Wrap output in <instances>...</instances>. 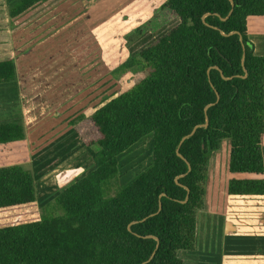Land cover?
I'll use <instances>...</instances> for the list:
<instances>
[{
	"label": "trees",
	"instance_id": "16d2710c",
	"mask_svg": "<svg viewBox=\"0 0 264 264\" xmlns=\"http://www.w3.org/2000/svg\"><path fill=\"white\" fill-rule=\"evenodd\" d=\"M46 1L12 0L7 12L18 17ZM232 1L227 16L230 0H162L159 10L176 22L122 62L140 66L139 79L78 123L70 120L77 132L80 124L87 130L94 167L62 188L44 214L32 170L0 166V264H140L153 251L143 264H182L177 252L195 248L209 158L223 139L226 193L264 194V55L254 53L247 33V18L264 16V0ZM145 30L134 28L128 43ZM16 79L14 61L0 59V83ZM216 92L208 125L178 147L205 121ZM147 134L151 164L118 187V156ZM25 137L21 119L0 121V143ZM184 159L191 169L177 183Z\"/></svg>",
	"mask_w": 264,
	"mask_h": 264
},
{
	"label": "rangeland",
	"instance_id": "374dc122",
	"mask_svg": "<svg viewBox=\"0 0 264 264\" xmlns=\"http://www.w3.org/2000/svg\"><path fill=\"white\" fill-rule=\"evenodd\" d=\"M11 1L0 0V56L3 52L14 54L9 59L15 67L18 64V70L22 68L38 80L31 78L29 91L33 92L21 94L18 102L20 114L16 117L24 124L28 122L30 135L21 146H16V157L3 158L0 154V164L18 161L32 170L37 201L44 214L47 204L62 188L94 167L84 145L89 139L87 130L80 124L77 132L70 122L78 123L81 117L139 79L140 66L122 68V62L172 26L176 18L159 10L162 0H48L47 5H35L42 12L27 13L26 25L17 26V17L11 18L7 12ZM47 6L49 9L43 11ZM56 6H62L63 11L53 9ZM139 25L146 30L128 43ZM44 80L52 83L48 93L59 92L58 95L38 94L45 87L41 84ZM15 81L0 83V104L14 98ZM76 84L83 87L74 89ZM11 100L17 104L16 99ZM51 107L55 109L49 112ZM151 139V134L145 135L118 156V187L125 186L151 164ZM228 146V140L223 139L217 150H226L223 155L213 156L211 178L206 181V189L208 182L213 189L208 195L211 209L207 203L206 210L196 212V251L179 250L177 255L182 263L192 253L194 258L199 257L197 264H204L200 257L217 256L221 248L223 254L225 245H235V235H223L220 224L222 215L238 210L233 201L229 202L236 197L226 193ZM204 199L208 202L207 196ZM238 243L247 249L252 242ZM238 257L225 256L224 264H238Z\"/></svg>",
	"mask_w": 264,
	"mask_h": 264
},
{
	"label": "crops",
	"instance_id": "0c3cea01",
	"mask_svg": "<svg viewBox=\"0 0 264 264\" xmlns=\"http://www.w3.org/2000/svg\"><path fill=\"white\" fill-rule=\"evenodd\" d=\"M48 2H46V5ZM47 9H49L48 6L43 8V11H46ZM53 9H55L56 11H63L62 6H56ZM41 10L42 8L35 6L25 11L24 13L20 14L16 18L17 26H21V25L24 26L25 22L27 21V20L25 21L24 16L28 15L27 13H30V14H32V12L40 13L42 12ZM247 33H248V38L253 42L254 53L257 55H264V16L248 17L247 18ZM1 54H3V56H0V58L2 59L14 57V54L12 56L10 55L9 52H3ZM16 70H17V81L14 82L15 84H13V86L15 85L14 88H17V90L15 93H13L14 98H11V99L13 100L16 99L17 104L15 102L13 103L11 99L9 101H5L4 104L3 103L0 104V121L20 119L19 117H16L20 114L19 113L20 107L18 105L20 96L23 93L31 94L33 92V91L30 92L29 89L31 88V84L33 82L31 81L32 80L31 78H34L35 76H31L29 72L25 73L26 71H23L22 68L21 70H18V64L16 66ZM36 79H37V76L34 78V80ZM41 84L42 86H45V87L42 90V92H39L38 94L45 92L49 95H58L59 92L48 93L47 89L52 84L51 81L48 82L44 80V84L43 82ZM78 86L79 85L77 84L73 85V88L74 89L76 88L77 90H79L83 87V86H79L80 87L79 88ZM6 99L8 98L6 97ZM36 109L38 110V108ZM54 109L55 107L49 108V112H51ZM26 123L28 122H25L24 124L25 130H26V137L24 139L18 140V141L7 142V143H0V154H3V155L5 154L4 156L2 155L3 158L4 157L14 158L17 156L18 153L15 149L21 146L22 143L26 142L25 139L29 137L30 135V133L28 132V127ZM262 146H263V156H264V133L262 136ZM215 154L217 157L218 150L215 152L213 151L211 153V156L208 162L207 178L209 179V181H210L211 159L214 158L213 156H215ZM227 161H228V157H227ZM14 163H21V162H18V161L9 162V163L0 164V166L14 164ZM211 187L209 186V182H208L206 193H205L206 194L205 196H207V199H208V195L211 194L210 192L213 191ZM231 197H236L235 199L229 200V202L233 201L236 204L235 206L236 208H238V210L235 212H231L228 215H225V214L222 215L223 217L221 218L220 224H221V230L223 232V235H226V237L231 234L235 235V245L231 248H227V246L225 245L223 254H221L222 252V248H221L219 253L216 254L217 256H213V254H209L208 256L200 257L201 259L203 258V260L205 261V262L202 261V263L204 264H224L225 256L231 255V256H236V257L246 256V257H238V260H237L239 261L237 262L238 264H264V194L262 195H242V196H231ZM211 202L212 201L209 199H208V202L204 199L203 208L200 210L201 211L206 210L207 203L209 204L208 206H210ZM228 204L232 205L233 203H228ZM210 209H211V206H210ZM228 229H230L229 232H227ZM224 230H225V233H224ZM223 238L224 236L222 237V239ZM240 240L251 241L252 243L251 245L247 246V249H244L245 248L244 245H241L238 243ZM196 243H197V233H196L194 250L196 249ZM194 250H191V251L193 252ZM191 251H188V252H191ZM219 254H221L222 256ZM198 259L199 257L197 255L194 258L192 256V253H190L189 255L183 258L185 262L183 261L182 264H189V263L197 264L196 261Z\"/></svg>",
	"mask_w": 264,
	"mask_h": 264
},
{
	"label": "water",
	"instance_id": "95a60500",
	"mask_svg": "<svg viewBox=\"0 0 264 264\" xmlns=\"http://www.w3.org/2000/svg\"><path fill=\"white\" fill-rule=\"evenodd\" d=\"M230 2H231V8H230V11H229V13H228L227 16H229V14L231 13V11H232V9H233V1L230 0ZM225 18H226V17H224L223 19H225ZM230 33H234V31H233V32H230ZM230 33H228V34H230ZM225 34H226V33H225ZM239 38H240V40H241V36H240V35H239ZM242 51H243V53H242V58H241V59H242V61H243V58H244V55H245V53H244V52H245V45H244L243 43H242ZM220 73H221V75L223 76V74H222L221 71H220ZM243 76H246V70H245V74H244ZM223 77H224V76H223ZM224 78H227V77H224ZM218 100H219V94L216 92V99H215V101L212 102V103L207 104V105L204 107L205 121H204L203 123H201V124H198V125L194 126V127L192 128V130H191L188 134L182 136L181 139L179 140L178 147H179L180 144L183 142V140H185L187 137H189L190 135H192V134L194 133V131H195V129H196L197 127H206V126L208 125V117H207V115H206L207 108H208L210 105L215 104ZM177 154H178L180 157L183 158V156L179 153L178 149H177ZM184 160H185V159H184ZM185 161H186V163H187V171H186L185 173H183V174H181V175H179V176L176 177L175 181H176L177 183H178V178H179L180 176L185 175V174L191 169V166H190L189 162H188L187 160H185ZM187 192H188V189H187ZM186 199H187V195H186V197H185V199H184L183 201H185ZM160 208H161V203L159 202V204H158V209H157V211H156L155 213H157V212L159 211ZM152 214H154V213H152ZM152 214H151V215H152ZM156 240H157V239H156ZM154 252H155V251H153V252L151 253V255L149 256V258H148L145 262L149 261V260L152 258V256L154 255ZM145 262H142V263H140V264H143V263H145Z\"/></svg>",
	"mask_w": 264,
	"mask_h": 264
}]
</instances>
